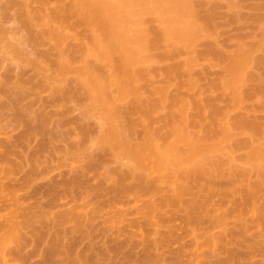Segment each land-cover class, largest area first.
<instances>
[{"label": "rangeland", "instance_id": "1", "mask_svg": "<svg viewBox=\"0 0 264 264\" xmlns=\"http://www.w3.org/2000/svg\"><path fill=\"white\" fill-rule=\"evenodd\" d=\"M188 4L196 36L170 46L156 15H142L150 59L135 66L130 94L111 84L116 129L131 144L151 141L136 164L102 137L99 109L79 83V70L83 78L108 67L85 55V26L55 18L54 0H0V264H264V162L255 164L262 172L245 159L251 147L264 151V0ZM242 51L243 80L226 87ZM61 57L78 72L59 77ZM173 124L214 145L200 166L158 162ZM60 213L67 229L75 217L83 225L60 233L65 253L53 243Z\"/></svg>", "mask_w": 264, "mask_h": 264}, {"label": "bare ground", "instance_id": "2", "mask_svg": "<svg viewBox=\"0 0 264 264\" xmlns=\"http://www.w3.org/2000/svg\"><path fill=\"white\" fill-rule=\"evenodd\" d=\"M54 1L58 3V6L56 8L57 10L54 12L55 18L61 20L60 22L64 23L66 22L65 20L66 16L67 17L76 16L77 17L76 19L79 20V23L83 24L85 28L89 31V35L87 34L88 37L84 36L87 41L84 47L85 55L91 56V59L94 58L99 61H102L104 64H106V67L107 66L109 67L106 68L107 69L105 70L106 72L99 71L96 70L98 66L95 65L96 61L93 62V64L96 67H92L94 65H91L92 63L89 62L86 64V66L88 65V67H92L91 69L94 68L96 73L95 71L88 72L90 73V75L88 77L85 75L86 77L82 78L83 76L82 75L83 73H81L82 70H79L81 72H79L78 74L80 75L77 76L78 78L81 77L79 78L80 85H82V82L84 81L83 84L86 85L85 87L86 91H88V93L90 92L89 96H92L93 98L92 100L94 101L93 103H95L93 105L95 106L96 109H99L97 111L98 113H100L99 115H101V122L103 123V125H105L103 126L104 134L102 137L105 139H109V138L112 139L114 142L117 143V145H119L121 148L124 149L126 154L136 164H139L145 151H149L151 148L150 138L147 137L146 141L142 144L134 145L130 143L129 139L128 140L126 139L127 138L125 137L127 135L126 133L123 134L122 131H120L119 133L120 129L119 130L116 129L119 109L116 108L117 99H115V97L113 96L114 94H112L110 91L111 84L117 83L120 85V89L118 93L119 96L130 94L131 91L130 82H133L132 79L135 80L138 79L137 78L138 76H136L137 71L139 72L141 71L140 68L135 69V66L137 64L141 65L143 61L146 62L147 60L150 59L149 57H148L149 59H146L147 56L144 57L145 56L144 53H147L146 48L148 47L145 45L146 46L145 48L144 44L142 43V37H143L142 35H144L143 33H145L146 31H143L142 26H141L142 28L138 27V24L140 25L141 24L140 22H143L144 20L143 17H141L142 15L143 16H145L144 14L151 15L148 13H152L153 16L156 15L154 17L159 19L158 21H160L163 26L161 27L160 30L158 28L155 30L158 31L157 32L158 38L163 43L173 42L174 43L173 46L176 45L175 43L179 45L178 43L180 42H184L185 44L186 43L185 41L189 42L191 38H194V36H196L197 31L194 30V27H191L193 26V24H191L187 19V15H189L188 11H190V6H188L189 5L188 0H70L66 5H64V3L62 2L64 0H54ZM60 3L61 5L59 6ZM133 24H136L135 28L137 30H135V28L132 27L134 26ZM60 25L62 26V24H59L58 26L60 27ZM134 31L135 33L133 35ZM153 33L155 32L153 31ZM55 38L58 39L57 37ZM155 41L157 40L155 39ZM170 43L168 44L171 46L172 43L171 44ZM11 45L13 44H10V46ZM177 47H175V49ZM12 49L14 48L12 47ZM15 50L19 51V49H15ZM244 52L242 51V54L234 57L232 63L228 66L227 68L228 75L226 74L228 77L227 79H225L226 87L228 86L233 89L235 88V86L238 85L237 83H240L241 80H243L242 69L243 66L246 65L245 63H247L246 61L248 59L247 57L248 52L246 53ZM114 55H116L115 58ZM89 56L86 57L83 55L84 57L83 60L86 61V58L88 59ZM140 57L143 59H141ZM60 59L63 64L59 62L61 66L59 67L58 72L61 71V73L60 75L56 73L57 75H59V77L62 74H65L68 69H71L69 71L74 73L78 72V71H72L73 70L72 68L67 69V66L68 67L70 66L68 65L69 62L68 64L65 65L64 64L65 62L63 61L64 58L61 57ZM91 59H89V61ZM84 65L85 64H83V66ZM88 67L85 68L88 69ZM98 71L101 74L105 73V76L104 75L100 76V74H97ZM62 76H63L62 78H64V76L66 77V75H62ZM139 76H141V74ZM101 77L103 78L106 77L105 78L106 81L103 82L104 79L102 80ZM80 80H82V82ZM106 90L109 92V94ZM248 125L250 126L251 124ZM243 126H245L246 128L248 127L247 125H243ZM172 128H173L174 139L164 148L163 157L159 158L158 162L162 163L163 161H168L173 165L181 162H187L194 164L195 166H200L201 161L206 159L207 152L212 150L214 148V145H208L204 143L200 144L197 143L196 141H193L192 139L189 138L188 135H186L183 132L182 128L177 124H173ZM121 133L123 134V136L124 135L125 136L123 137ZM181 141H185L186 144L188 145L185 151L180 150L178 146V143ZM0 157H2V155H0ZM4 157H2L1 159H5ZM245 159L247 161L254 163L253 165L255 166V168H258L257 167L259 166L258 162H264V151L262 149L251 147ZM256 162L258 163V165L256 164ZM258 170L262 171L263 168L262 169L258 168ZM76 183H77L76 181L72 180L66 184V188H69L72 185H75ZM187 206L190 213L194 212L197 209V206L193 202L188 203ZM28 219L30 218L28 217ZM67 220H68V215L66 213L58 214L54 220V226L57 228L59 233L58 232L56 233L53 243L54 245H56L57 247L56 249H60L61 251L63 249L64 251L62 252L64 253L67 248L65 249V246L62 244L63 242L61 243L60 239L62 237L61 238L59 237L60 233L66 235L65 237H67V235H71L74 231H78V230L82 231V227H83L80 219L75 217L73 223L74 227L67 229L65 227V223ZM70 248L72 247L70 246ZM261 250L264 252V247H261ZM61 251H59V253ZM57 252L58 251H56V254H59ZM237 258H240V256H237ZM79 259L81 258L79 257ZM233 260L236 259L233 258ZM72 262H74L73 264H84L80 262L78 259H76V263L75 261Z\"/></svg>", "mask_w": 264, "mask_h": 264}]
</instances>
